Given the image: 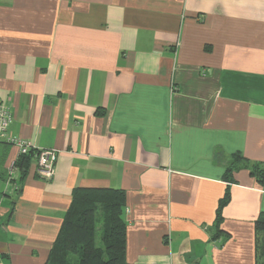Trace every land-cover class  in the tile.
<instances>
[{"label": "crops", "instance_id": "crops-1", "mask_svg": "<svg viewBox=\"0 0 264 264\" xmlns=\"http://www.w3.org/2000/svg\"><path fill=\"white\" fill-rule=\"evenodd\" d=\"M0 102L57 150L0 192V264H45L75 187L124 191L125 264H255L264 180L224 174L264 166V0H0Z\"/></svg>", "mask_w": 264, "mask_h": 264}, {"label": "trees", "instance_id": "trees-1", "mask_svg": "<svg viewBox=\"0 0 264 264\" xmlns=\"http://www.w3.org/2000/svg\"><path fill=\"white\" fill-rule=\"evenodd\" d=\"M30 154H19L15 160V168L22 176L29 168ZM240 165L247 167L259 181L264 180V166L247 164L240 154L233 155L224 179L233 180L232 170ZM227 200L226 192L218 202L213 222V239L219 240V246L226 237V232L220 229V212ZM124 205V191L121 189L75 187L45 264H125ZM254 251L255 264H264L263 211L254 219Z\"/></svg>", "mask_w": 264, "mask_h": 264}, {"label": "built area", "instance_id": "built-area-1", "mask_svg": "<svg viewBox=\"0 0 264 264\" xmlns=\"http://www.w3.org/2000/svg\"><path fill=\"white\" fill-rule=\"evenodd\" d=\"M12 119L10 107L0 102V142L5 141L8 144L15 145L19 154H33L37 171L44 177L50 178L54 172V164L56 160L57 150L55 149H40L34 148L30 142L19 136H14L8 133V127ZM15 161L11 164L6 172L5 181L8 184L10 192H16L18 186L15 181Z\"/></svg>", "mask_w": 264, "mask_h": 264}, {"label": "rangeland", "instance_id": "rangeland-1", "mask_svg": "<svg viewBox=\"0 0 264 264\" xmlns=\"http://www.w3.org/2000/svg\"><path fill=\"white\" fill-rule=\"evenodd\" d=\"M7 189H8V184L6 183L5 179L4 181L0 179V192H4V191L10 192V189L9 190Z\"/></svg>", "mask_w": 264, "mask_h": 264}]
</instances>
